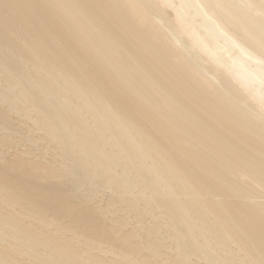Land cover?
Listing matches in <instances>:
<instances>
[{
	"label": "bare ground",
	"instance_id": "6f19581e",
	"mask_svg": "<svg viewBox=\"0 0 264 264\" xmlns=\"http://www.w3.org/2000/svg\"><path fill=\"white\" fill-rule=\"evenodd\" d=\"M0 264H264V0H0Z\"/></svg>",
	"mask_w": 264,
	"mask_h": 264
}]
</instances>
